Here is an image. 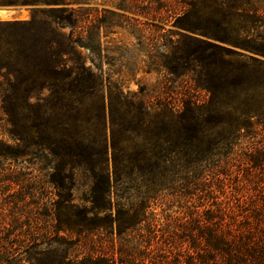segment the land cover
<instances>
[{
	"label": "trees",
	"instance_id": "16d2710c",
	"mask_svg": "<svg viewBox=\"0 0 264 264\" xmlns=\"http://www.w3.org/2000/svg\"><path fill=\"white\" fill-rule=\"evenodd\" d=\"M91 1L0 0L29 11L0 20L15 59L0 64V183L28 185L5 200V224L26 228L0 238V264H264V1H148L143 70L180 81L175 101L113 77L103 31L146 22ZM169 197L200 204L164 228Z\"/></svg>",
	"mask_w": 264,
	"mask_h": 264
},
{
	"label": "rangeland",
	"instance_id": "374dc122",
	"mask_svg": "<svg viewBox=\"0 0 264 264\" xmlns=\"http://www.w3.org/2000/svg\"><path fill=\"white\" fill-rule=\"evenodd\" d=\"M149 0H138L137 4L129 10H121L118 8V4L121 2V0H92L91 5L99 8V9H111L116 10L121 13H124L125 15L132 17V18H139L142 20L143 23L146 22L147 29L144 31H137L133 27H130L128 25H124L123 27H114L111 29H105L106 32L103 31V43L104 46L109 52L110 55H113L116 59L113 62V65H106V67L111 68V70L114 72L120 71V74H113L114 78H118L126 91L131 92H138L140 90V86L144 85L147 88V91H150L152 95L155 97L157 96L158 91L162 89V87H165L164 90L165 93L170 97L172 94V90H178L180 84V81L177 83H165L167 82V79L162 75L157 73L156 71H152L151 73L144 72L145 63L144 60L147 59L146 56V48L145 43L143 41H148L146 38L155 39L156 35L153 33V29L151 28L149 23H156V21L153 20V18L148 17L144 14L145 5L148 4ZM264 1V0H261ZM144 9V10H143ZM142 12V14H140ZM164 12V10H163ZM28 19L29 18V11L26 10V8H15L11 9L9 11H0V20H12V19ZM133 20V19H132ZM149 22V23H148ZM169 23L165 26V28H169ZM142 39V40H141ZM12 40V36L10 31L6 30L4 31L3 27H0V64L3 63H13L14 64V57L11 53H13L12 47L10 46V41ZM119 48V49H118ZM84 58L86 59V63L89 64V61L87 60L86 56L87 53L85 51H81ZM1 75L4 77L0 78V82L3 86V88H7L9 84V80L6 79L8 74L6 69H2ZM156 90V92L153 93V90ZM48 91L45 90L42 95H47ZM202 98H204V93L201 94ZM173 101H175L177 98L174 94H172ZM10 127L7 122V117L4 115L3 111L1 110L0 105V139L6 142H11V136H10ZM18 171V174L21 176V179H26L27 176H30V173L37 174V172L32 169V167H26L22 164L19 165L18 168H16ZM13 169V170H16ZM10 171V170H9ZM9 184L10 187H9ZM27 184H24V186L12 184V182H7L5 184L0 183V238H5L8 236L9 233L15 230V227H22L26 228V226H17L12 224H5L11 223V214H12V203L7 204L5 200H11L9 197L10 195H18V191L24 192L23 194L26 195V189ZM20 195V194H19ZM13 197V196H11ZM45 197V196H44ZM28 199V197H27ZM200 203L196 199L191 198H184V199H177V198H166L164 200H160L154 205V214H156V217L159 219V222L161 223V226L166 228L169 225H175L174 227H177L178 221L185 220L187 217V213L191 211V209H195L196 206H198ZM23 205V204H20ZM195 205V206H194ZM32 208L33 205H30ZM19 206V210H21ZM25 210V208H24ZM43 227L44 224H43ZM52 226H48V228ZM103 233H98L94 236L92 241L98 240L100 241L99 244H101L104 247L109 246V239L111 236L108 234V232L102 231ZM116 242H118L117 237H114ZM12 239V236L10 240ZM8 240V241H10ZM4 240L3 244L7 246V242Z\"/></svg>",
	"mask_w": 264,
	"mask_h": 264
},
{
	"label": "water",
	"instance_id": "95a60500",
	"mask_svg": "<svg viewBox=\"0 0 264 264\" xmlns=\"http://www.w3.org/2000/svg\"><path fill=\"white\" fill-rule=\"evenodd\" d=\"M11 9H15V7H0V11H9Z\"/></svg>",
	"mask_w": 264,
	"mask_h": 264
}]
</instances>
